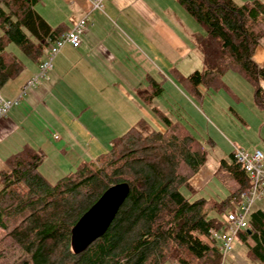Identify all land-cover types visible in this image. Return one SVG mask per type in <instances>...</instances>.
Returning <instances> with one entry per match:
<instances>
[{
  "label": "trees",
  "instance_id": "16d2710c",
  "mask_svg": "<svg viewBox=\"0 0 264 264\" xmlns=\"http://www.w3.org/2000/svg\"><path fill=\"white\" fill-rule=\"evenodd\" d=\"M41 0H0V89L25 69L24 60L9 50L16 44L33 62H40L50 42L65 32L52 27L35 6ZM204 28L194 36L203 69L182 79L194 98L201 87L234 94L225 81L236 72L254 88L264 108V66L254 59L264 37V0H178ZM51 40V41H50ZM139 94L153 104L163 86L150 78ZM153 111L165 124L156 129L142 119L112 141L108 152L85 161L56 180L41 170L44 153L30 145L6 159L0 172V264H222L221 229L234 195L251 186L234 151L221 159L219 172L235 187L221 201L209 202L191 179L209 158L214 140L199 139L183 122L158 105ZM127 182L130 193L103 236L81 252L72 244L73 228L112 185ZM264 200V198L262 199ZM261 200V201H262ZM249 256L264 261V207L248 216L238 236Z\"/></svg>",
  "mask_w": 264,
  "mask_h": 264
},
{
  "label": "crops",
  "instance_id": "0c3cea01",
  "mask_svg": "<svg viewBox=\"0 0 264 264\" xmlns=\"http://www.w3.org/2000/svg\"><path fill=\"white\" fill-rule=\"evenodd\" d=\"M35 9L54 28L62 25L71 29L82 18L88 19L83 43L77 47L65 44L55 56L48 76L20 98L24 84L38 73L46 50L40 62H33L10 45L26 67L0 89L4 99H18L0 118V172L8 168L6 159L10 155L30 145L44 153L41 170L51 179L48 174H68L94 156H101L114 139L140 120H147L156 104L145 102L139 90L148 86L150 78L167 81L163 67L169 65L168 58L175 53L179 57L191 53V42L195 44L194 38L189 43L181 30L153 10L150 0H104L101 8L94 7L92 0H41ZM263 43L264 37L254 53L261 66L257 53ZM227 74L225 81L234 94L201 87L204 95L196 100L238 135L244 137V130L248 131L246 145L230 141V153L235 147L262 150L258 144L260 134L241 124L245 123L244 115L233 103L239 105L242 97L228 83ZM164 92L163 86L158 97H163ZM222 179L227 178L222 174Z\"/></svg>",
  "mask_w": 264,
  "mask_h": 264
},
{
  "label": "rangeland",
  "instance_id": "374dc122",
  "mask_svg": "<svg viewBox=\"0 0 264 264\" xmlns=\"http://www.w3.org/2000/svg\"><path fill=\"white\" fill-rule=\"evenodd\" d=\"M150 6L153 10H156L162 18H166L168 22L170 21L174 24L179 31L181 30L189 40V43L192 41V38H194L193 33L204 31V28L187 12L178 0H150ZM1 34L2 28L0 27V35ZM11 45L15 50H19L16 44ZM191 46L193 47L191 48V50L193 49L191 53L180 57L175 53L168 58L169 65L167 66L169 68H167V66L163 67L167 73V81H162V86L165 88L164 96L156 98L154 102L156 105H161L174 116H178L181 113L183 116L182 120L202 141L209 138L214 140L215 143L213 146H207L209 151L208 162L202 166L192 181V185L198 191L197 196H204L209 202L205 211L211 212L210 210L213 203L223 200L235 187V183L232 180H228V178L222 179V174L219 172L221 159H227L229 157L231 150L230 141H236L246 145L248 131L244 130L242 134L244 137L238 135V132L234 128L231 129V127L219 122L218 116L208 112L202 102L197 101L194 97H190L191 95L188 93L182 79L186 77L187 74L203 67L201 52L193 45V42H191ZM263 47L264 46H261L258 50L257 60L263 63L264 66ZM8 49L11 50L10 46ZM18 53L24 56L21 52ZM181 67L182 70H179ZM170 68L176 69L170 70ZM163 79L164 77H162L161 80ZM226 79L242 97V101L239 105L233 103V106H237L238 110L244 115L245 123L241 122L242 126L246 128L247 125L248 130H253L255 133L258 132L260 134L258 144L264 151V109L258 108L256 105L252 85L235 72H229ZM261 82L262 86H264V79ZM146 109H148V106ZM146 119L156 129H165V124L152 109L150 110V116ZM227 119V123L230 125L231 122H229V118ZM239 131L242 133L240 128ZM110 148L111 146H108L105 153L108 152ZM99 157L100 156H94L93 159L90 160H97ZM48 176L52 180L61 177V175L57 173L54 175L48 174ZM261 207H264V200L258 201L255 204V208ZM222 264H264V261L252 259L248 254L247 246L239 239H236L233 251L228 254Z\"/></svg>",
  "mask_w": 264,
  "mask_h": 264
},
{
  "label": "built area",
  "instance_id": "2783aa9c",
  "mask_svg": "<svg viewBox=\"0 0 264 264\" xmlns=\"http://www.w3.org/2000/svg\"><path fill=\"white\" fill-rule=\"evenodd\" d=\"M104 0H92L94 7L101 8ZM88 19L79 20L69 31L58 39L50 42L46 49V58L40 63L39 71L22 87L20 97L47 77L53 68V60L65 44L79 46L83 43V34L87 30ZM48 50V51H47ZM18 102L7 100L0 95V118L5 117L10 109ZM234 154L237 161L249 175L251 186L248 191L234 195L225 213L226 222L221 229H212L210 234L220 242L223 261L234 249L238 234L248 227V216L258 201L264 198V152L260 149L247 151L242 147H235Z\"/></svg>",
  "mask_w": 264,
  "mask_h": 264
},
{
  "label": "water",
  "instance_id": "95a60500",
  "mask_svg": "<svg viewBox=\"0 0 264 264\" xmlns=\"http://www.w3.org/2000/svg\"><path fill=\"white\" fill-rule=\"evenodd\" d=\"M130 193L127 182L109 187L86 211L73 228L72 244L77 252L89 247L103 236Z\"/></svg>",
  "mask_w": 264,
  "mask_h": 264
}]
</instances>
